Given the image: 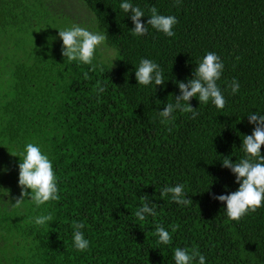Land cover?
Returning <instances> with one entry per match:
<instances>
[{
	"label": "trees",
	"instance_id": "16d2710c",
	"mask_svg": "<svg viewBox=\"0 0 264 264\" xmlns=\"http://www.w3.org/2000/svg\"><path fill=\"white\" fill-rule=\"evenodd\" d=\"M122 2L0 0V264H175L176 247H197L206 264H264V203L237 222L213 198L238 190L222 160L245 157L242 137L255 127L249 115H264V0H128L145 12L142 36L132 35ZM152 6L177 18L174 36L147 25ZM72 25L106 36L94 71L62 55L59 29ZM107 47L113 55L103 54ZM208 51L224 64L217 84L225 107L193 97L195 119L176 110L161 123L159 112L180 95L176 82L194 78ZM141 58L160 65L163 85L138 84ZM98 81L106 89L99 95ZM27 143L52 161L58 201L14 205ZM177 184L190 205L160 196ZM142 196L157 215L139 221ZM48 214L53 221L34 223ZM73 221L85 225L83 252L74 247ZM157 224L171 244L157 243Z\"/></svg>",
	"mask_w": 264,
	"mask_h": 264
},
{
	"label": "clouds",
	"instance_id": "9594fccd",
	"mask_svg": "<svg viewBox=\"0 0 264 264\" xmlns=\"http://www.w3.org/2000/svg\"><path fill=\"white\" fill-rule=\"evenodd\" d=\"M179 3L180 0H175L177 6ZM120 8L129 13L135 25L132 28V35L142 36L148 32V28L141 20V17L145 16V12L140 7H134L128 0H123ZM149 12L150 18L147 20V25L163 32L168 37L175 35L173 28L178 20L174 15L160 14L155 6H152ZM59 37L63 41L62 55L68 62L78 61L91 65V70H95L94 53L96 48L106 41L104 34L90 31L79 25H72L65 29H59ZM197 65L193 73L194 78H190L187 83L176 82L180 89V95L175 96V103H167L164 109L159 112L162 118L161 123L167 124L173 121L175 117L172 114L176 110L181 113H191V118L195 119L199 113L189 103L193 97H198L200 104H208L211 101L218 109L225 107L226 100L217 84L224 69L220 56L213 51H208ZM135 76L139 85L147 86L153 81L155 85L165 83L160 65L147 58H141ZM84 77L85 79L89 78L88 72L84 73ZM229 87L232 94H236L240 84L233 79ZM93 91L99 95L106 89L98 81ZM249 123L254 124L255 127L251 134H244L242 137V149L245 157L238 162H233L227 157L222 160V166L231 169L235 174L236 182L239 183L238 190L230 194H213L214 199L226 202L228 219L237 222L249 212H256L264 203V155L261 154V147L264 146V115L250 114ZM168 130L171 131V128ZM18 156L20 157L18 183L22 191L14 205L20 206L25 198H29L37 207L49 201H58L60 196L57 178L49 157L33 143H27L24 151ZM29 189H31L30 193ZM169 194H171V200L180 205H190L193 202L185 193L183 184L165 186L160 190L162 198L168 197ZM141 203L142 206L134 212V216L139 221H144L147 215H157L155 207L149 205L148 197L142 196ZM51 221H53L51 214L34 218V223L38 226H43ZM84 227L85 225L81 222L73 221L72 223L74 247L80 252L87 250L90 243L81 231ZM178 227L179 225L171 226L172 232H175ZM154 234L158 237L157 243L163 245L172 243L171 233L163 226L157 224ZM173 259L175 264H194V262L195 264H206L205 256L200 253L197 247L192 249L176 247L173 251Z\"/></svg>",
	"mask_w": 264,
	"mask_h": 264
},
{
	"label": "rangeland",
	"instance_id": "374dc122",
	"mask_svg": "<svg viewBox=\"0 0 264 264\" xmlns=\"http://www.w3.org/2000/svg\"><path fill=\"white\" fill-rule=\"evenodd\" d=\"M101 46H102V44L100 45V47ZM102 52H103V54L105 56H111V55L114 54V51L111 48H108V47L106 49H103Z\"/></svg>",
	"mask_w": 264,
	"mask_h": 264
}]
</instances>
